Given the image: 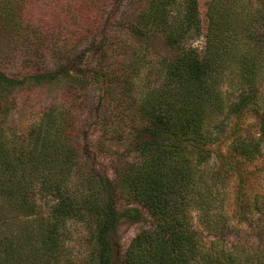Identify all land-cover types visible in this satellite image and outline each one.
Wrapping results in <instances>:
<instances>
[{"label":"trees","instance_id":"16d2710c","mask_svg":"<svg viewBox=\"0 0 264 264\" xmlns=\"http://www.w3.org/2000/svg\"><path fill=\"white\" fill-rule=\"evenodd\" d=\"M51 1L45 0L36 12L40 0H0V84L12 82L2 72L9 59L7 51H14L20 40L26 42L32 30L38 39L36 49L44 46L50 28L40 27L39 23ZM103 1L72 0L75 6L69 10L75 8L73 15L92 23L103 9ZM67 15L60 17L58 13L52 19L61 20ZM207 16L204 51L183 47L175 60L166 62L162 82L148 91V110L140 115V128L148 134L150 152L148 168L134 184L131 202L138 201L145 207L154 225L143 230L121 257L114 245L120 214L113 201L102 202L93 194L80 200L64 189L79 149L69 117L63 116L62 124L57 123L55 128L60 134L68 128L66 147L59 141L53 151H45L53 161L41 159L36 150L25 151L17 146L0 125V201L11 203L16 214H32L30 195L36 187L58 198L48 217L36 219V228L31 222L23 223L20 231L0 226V264H63L68 221L87 220L88 214L96 216V264H264V245L246 248L239 243L231 247L225 243L228 226L215 212L216 201L212 199L217 195L216 183L203 167L210 156L208 145L217 140L218 127L212 130L210 125L225 108L220 90L225 79L237 77L243 89L231 104V111L264 105V91L259 89L264 82V0H210ZM56 27L55 23L53 31ZM131 29L140 36L160 31L169 44L179 45L200 33L199 2L150 0L148 11L139 14ZM61 36L67 38L59 31L55 37L58 43ZM66 44H60L56 51H65ZM60 111L66 114L63 107ZM63 124L67 125L65 129ZM261 129L262 140L264 113ZM251 144L237 137L231 147L253 159L260 147L259 143ZM261 203L264 210V201ZM192 207L200 210L204 226L218 237L206 249L188 220L187 212ZM1 214L4 212H0L3 220ZM123 215L134 222L145 217L137 207L126 209Z\"/></svg>","mask_w":264,"mask_h":264},{"label":"rangeland","instance_id":"374dc122","mask_svg":"<svg viewBox=\"0 0 264 264\" xmlns=\"http://www.w3.org/2000/svg\"><path fill=\"white\" fill-rule=\"evenodd\" d=\"M40 1L36 12L45 2ZM149 1L104 0L103 9L92 23L73 15L75 8L69 10L74 5L72 0L51 1L39 23L40 27L50 28L48 38L43 40L44 46L36 49L38 39L32 30L26 42L20 40L14 51H7L9 59L2 72L12 82L0 84V125L8 139L25 151L36 150L41 159L53 161L47 152L53 151L59 141L67 145V125L63 124L66 132L60 134L55 130L56 124H62L63 116L72 121L79 148L78 160L69 169L64 189L69 196L80 200L93 194L102 202L113 201L120 214L114 245L121 257L143 230L154 225L146 208L138 201L131 202L136 190L134 184L148 168L149 137L140 128V115L148 110V91L161 84L165 63L175 60L183 47L204 51L209 25L210 0H198L201 30L194 37L171 45L160 31L140 36L131 27L140 13L148 11ZM58 13L60 17L68 15L61 20L52 19V15ZM55 23L57 27L53 31ZM34 25L38 27V24L31 26L35 28ZM59 31L67 34V38L61 36L58 43L55 37ZM63 43H67L63 46L65 51H56ZM259 89L264 91V82ZM220 90L225 108L210 125L212 130L218 127V135L217 140L208 145L210 156L203 166L216 183L217 195L212 198L216 201L215 212L223 216L228 226L225 243L229 247L233 243L246 248L262 247L264 138L261 140V114L264 105L231 111V104L239 99L243 90L237 77L226 78ZM61 107L66 114H61ZM237 137L253 145L259 143V153L247 159L235 152L231 143ZM38 188L30 195L34 203L32 214H16L11 210V203L0 201L3 203L0 212H4L1 215L5 217L0 220L1 227L17 231L23 223L31 222L36 228V219L48 217L58 198ZM130 207L142 210L144 219L139 222L127 219L123 212ZM187 214L191 226L200 235L202 248L215 244L218 237L206 229L200 210L192 207ZM88 217L68 221V237L61 256L63 264L97 263L93 244L96 216L88 214Z\"/></svg>","mask_w":264,"mask_h":264}]
</instances>
